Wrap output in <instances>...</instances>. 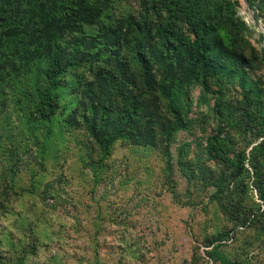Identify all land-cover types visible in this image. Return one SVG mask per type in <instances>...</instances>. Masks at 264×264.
Here are the masks:
<instances>
[{"label":"rangeland","instance_id":"1","mask_svg":"<svg viewBox=\"0 0 264 264\" xmlns=\"http://www.w3.org/2000/svg\"><path fill=\"white\" fill-rule=\"evenodd\" d=\"M175 1L90 0L101 16L59 35L67 57L51 88L44 49L4 57L0 264H264V215L236 220L245 208L264 210V0H202L227 47L246 60L206 66L192 80L184 69L168 95L158 27L182 26ZM47 3L0 0V13L24 30ZM103 27L122 28L118 56L101 46L87 54ZM183 32L192 37L187 25ZM133 102L141 111L117 137ZM247 112L259 129H245ZM219 125L232 156L247 157L242 177L207 150Z\"/></svg>","mask_w":264,"mask_h":264},{"label":"trees","instance_id":"2","mask_svg":"<svg viewBox=\"0 0 264 264\" xmlns=\"http://www.w3.org/2000/svg\"><path fill=\"white\" fill-rule=\"evenodd\" d=\"M48 1V6L45 5L32 16L27 24V28L21 30L18 26L9 25L6 15L0 13V68L4 57L9 53L25 52L29 53L33 48H42L47 53L51 67L49 70V86H57V79L61 74L62 63L67 57L66 50L58 44V37L65 31L75 30L80 24L93 25L101 16V10L96 5L90 3V0H45ZM107 5L111 0H106ZM177 10L180 11V21L182 26H175L176 29H171V26H159L160 33V61L164 68L163 85L167 88L168 95L176 94L179 85L182 82L180 72H185L188 75V80L197 77L206 66H226L229 69H234L238 61L245 62L246 58L233 49H229L223 38L218 34L217 28L209 21V9L202 4V0H176ZM1 11V10H0ZM140 28L141 25L137 24ZM188 26L192 37L184 35L183 29ZM144 30V29H142ZM28 38L29 46H26L25 40ZM123 34L122 28L103 27L95 39L87 42L90 49L101 46L104 50L118 56L121 51ZM84 55V53H83ZM137 56L139 62L144 65L145 58L142 52V46L137 47ZM188 66L184 67V64ZM122 81H115L114 87L121 90L126 80V68L124 64L120 66ZM50 96V95H49ZM49 99V97H48ZM52 106V103H47ZM220 104V103H217ZM141 103H128L123 114L120 116L121 122L118 130V135L123 136L128 131V126L135 121L141 111ZM54 109L49 110V114H53ZM245 122L247 123L246 130L254 131L259 129L260 118L252 115L249 112L245 113ZM103 120L107 118L105 113L102 114ZM263 119V117L261 116ZM178 126L181 124L179 114L175 116ZM171 130V129H170ZM226 129L223 125H219L216 133L210 137L207 150L209 154L229 165L234 171L235 177H242V174L247 170L245 167L246 155L239 153L237 159L232 156L234 149L231 148V141L226 137ZM116 137V138H117ZM115 138V139H116ZM114 139V140H115ZM114 140L106 146L105 152H108ZM257 176L259 172L256 170ZM218 191L224 192L226 185L220 180L216 181ZM248 187V185H246ZM260 198L264 200V188L259 187ZM264 210H251L245 208L244 211L238 213L237 221H241L243 225L250 222L258 221L263 218ZM221 233L218 238L222 240Z\"/></svg>","mask_w":264,"mask_h":264}]
</instances>
